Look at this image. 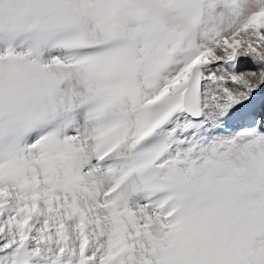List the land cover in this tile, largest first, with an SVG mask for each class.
<instances>
[{"label":"snow or ice","instance_id":"snow-or-ice-1","mask_svg":"<svg viewBox=\"0 0 264 264\" xmlns=\"http://www.w3.org/2000/svg\"><path fill=\"white\" fill-rule=\"evenodd\" d=\"M0 264H264V0H0Z\"/></svg>","mask_w":264,"mask_h":264}]
</instances>
